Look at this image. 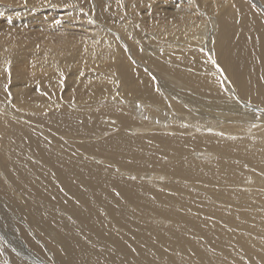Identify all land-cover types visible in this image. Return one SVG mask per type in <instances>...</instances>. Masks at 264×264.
Returning a JSON list of instances; mask_svg holds the SVG:
<instances>
[{
    "label": "bare ground",
    "instance_id": "6f19581e",
    "mask_svg": "<svg viewBox=\"0 0 264 264\" xmlns=\"http://www.w3.org/2000/svg\"><path fill=\"white\" fill-rule=\"evenodd\" d=\"M48 1L97 29L0 33V264H264V0H171L147 33Z\"/></svg>",
    "mask_w": 264,
    "mask_h": 264
},
{
    "label": "rangeland",
    "instance_id": "374dc122",
    "mask_svg": "<svg viewBox=\"0 0 264 264\" xmlns=\"http://www.w3.org/2000/svg\"><path fill=\"white\" fill-rule=\"evenodd\" d=\"M169 1H171V0H168L167 5H164L161 2V0H134L133 2H129L128 0H126V3L125 2L123 3V0H106V2L109 3V4H107V6H109L108 9L110 12V14H109L110 17H108L106 19L105 23L109 24L110 27L118 28L120 26H124L125 24H129L130 21H135V22H139V24H140L139 27L143 30V32L147 33L148 31H147L146 24L148 22H150L152 20L153 23H155V22H160V21H163L164 19H166L165 15L167 13L162 14L161 11H167V9L172 10V8H169V6H171V5H169V3H171ZM195 1H197L195 8H200L202 10L205 9V12L209 13L207 11V8L209 5L204 4L205 3L204 0H195ZM209 1L210 2H216V1L220 2L222 0H216V1L209 0ZM45 2H46V4H45ZM66 2L67 1H65L64 3H66ZM62 3L63 2L58 3L56 1L43 0L41 6H39L38 8L41 7V8L46 10L45 12H41L42 14L46 13V15H43L44 17L41 16V13H35V9H30V10L23 9V11H25L26 13L24 15H22L21 14L22 12L19 13V11H22V10H18L17 12L16 11L15 12H8V11H12V8L4 7L6 9L3 10L2 9L3 6L0 5V7H1L0 8V11H1L0 12V33L2 35H4L5 37H9L10 35L17 37L16 40L12 39L13 41H18V38L21 37L24 41L29 42V43L33 42L37 37V41L41 42L42 44L45 45V43H47L49 40H53L54 43H61L63 40H68V41L73 42L72 40H69L66 38H59L60 34H63L64 31H66V32H69L68 37H72V38L80 37V39H77L76 42L79 44L84 43L85 39H88V37H89V33H85V32L87 30L93 31V30H96L97 28L91 24H88V27H85L84 24L80 23L78 20H75L76 17L82 16L83 12H81V10L82 11L84 10L83 5L80 6V4H74L77 7H79L78 9H75V12H79V13L75 14L74 16H68V12H67L66 7H68L69 5L73 6V3L70 2L67 5L62 4ZM98 3H99V1H98ZM0 4H2V2H0ZM53 4H55V6H56L55 9H57L59 7L57 9V11H54L55 9H53V7H52ZM60 4H61V7H60ZM111 4H112V6L110 7ZM87 8L89 10L91 7L87 6ZM122 10H126V13L121 12ZM36 11H38V10H36ZM89 11H90V13L92 12V10H89ZM93 11H94V8H93ZM205 12H202L200 16H203L205 21H207V20L209 21L210 15L205 13ZM95 15L96 14H90L89 15V16L94 17L93 21L97 20L96 17H98V15H96V16ZM38 17H39V19H38ZM127 17H131V20L129 21L130 18H127ZM111 18H112V20H111ZM83 19L87 20L88 17L84 18V16H83ZM216 19H217V17H216ZM126 21H128V23ZM49 25L53 26L52 28H49L50 33H47L44 36H40V35L37 36L38 34H35L38 31L37 29L42 28V27H45L47 29ZM81 26H83L85 28L83 29ZM133 26L138 27L137 25H133ZM14 29H16V30L19 29L20 31H14ZM115 30H117V29H115ZM122 32L123 31L121 30V36H122L123 40L126 43L130 44V41L122 35L123 34ZM28 37H30V38L27 39ZM31 57H32V55H29V58H31ZM35 86H37V85H35ZM35 86H32V89L35 88ZM38 86H39V84H38ZM8 87H11V82H9ZM32 89H30V90H32ZM41 90H43V89H41ZM32 91L36 92V90H34V89ZM13 111L16 112L17 110L13 109ZM14 112H13V114H14ZM10 119H12V118H10ZM10 119L6 118L4 120L2 118V114H0V139H2V140H5V139L8 140L11 137V139L9 140V141H11L12 139L15 138V134L12 132L13 128L11 127L12 125H14V123ZM0 222L2 223L1 219H0ZM7 227H5L4 230L2 229L1 234H3V237H4V234L10 232L11 228L8 225H7Z\"/></svg>",
    "mask_w": 264,
    "mask_h": 264
}]
</instances>
